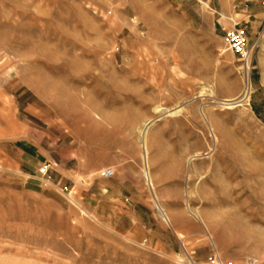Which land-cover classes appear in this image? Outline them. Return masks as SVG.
Returning <instances> with one entry per match:
<instances>
[{
	"label": "rangeland",
	"instance_id": "1",
	"mask_svg": "<svg viewBox=\"0 0 264 264\" xmlns=\"http://www.w3.org/2000/svg\"><path fill=\"white\" fill-rule=\"evenodd\" d=\"M262 33L260 0H0V264H264Z\"/></svg>",
	"mask_w": 264,
	"mask_h": 264
},
{
	"label": "bare ground",
	"instance_id": "2",
	"mask_svg": "<svg viewBox=\"0 0 264 264\" xmlns=\"http://www.w3.org/2000/svg\"><path fill=\"white\" fill-rule=\"evenodd\" d=\"M259 38H261V39L264 38V33H262ZM246 65H247L246 66L247 67L246 70H247V73H248L249 64L247 63ZM246 82H247V85H248L249 84L248 78H246ZM248 93H249V86L248 87H245L244 90L242 91V93L240 95L230 96V97H226V98L222 99L221 100L222 101L221 104L226 105L228 107H232V106H234V104H241L242 102L248 100ZM240 97H241V99L239 100ZM201 113H202L203 118L206 121L207 118H206L205 114H203L202 110H201ZM150 124H151V119H149V120L147 119V120H145L142 123V125L140 127L137 128L138 139L140 140V145L139 146H140V148H141L142 151L146 150L147 149V146H148V140H149V137H150V133H149V130L148 129H149ZM212 134H213V138L215 139L216 136L214 135L213 132H212ZM199 155H200V153H196V154L190 156V158H188V159L193 160V159L197 158ZM144 176H145V178L148 181H150V176H149V173L148 172H145L144 173ZM188 211L191 214V216H193L194 218H197L198 219V212H197L196 209H192V210L189 209ZM163 215L166 218V220L169 221V217L167 216L166 213H164V211H163ZM176 236H177V238L179 240H181V239L184 238V235L181 232H177L176 233ZM181 246H182V244H181ZM211 246H212V244H211ZM182 249H183V247H182ZM212 250H213L212 260H214V261H211L210 264H227L228 263L227 260L226 261L223 260V258L220 256L219 252H216V253L214 252L213 246H212ZM202 264H207V263H202Z\"/></svg>",
	"mask_w": 264,
	"mask_h": 264
},
{
	"label": "built area",
	"instance_id": "3",
	"mask_svg": "<svg viewBox=\"0 0 264 264\" xmlns=\"http://www.w3.org/2000/svg\"><path fill=\"white\" fill-rule=\"evenodd\" d=\"M264 5V0H260ZM223 39L225 44L228 46L230 51L241 58L243 64L251 63L252 47L248 44L246 34L243 27L239 23H232L231 26L227 27L223 31ZM115 174L111 168H105L101 172V177L110 178ZM214 261V260H211ZM217 263V262H216ZM227 264H230L229 262Z\"/></svg>",
	"mask_w": 264,
	"mask_h": 264
}]
</instances>
